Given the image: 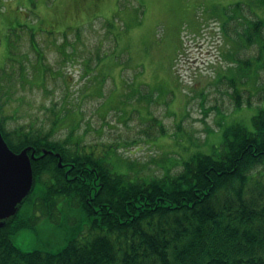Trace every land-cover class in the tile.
Segmentation results:
<instances>
[{"label":"rangeland","instance_id":"obj_1","mask_svg":"<svg viewBox=\"0 0 264 264\" xmlns=\"http://www.w3.org/2000/svg\"><path fill=\"white\" fill-rule=\"evenodd\" d=\"M258 19L264 0H0V119L73 131L132 178L175 173L264 109V29L245 34ZM59 216L13 243L58 252L88 236L70 209Z\"/></svg>","mask_w":264,"mask_h":264},{"label":"trees","instance_id":"obj_2","mask_svg":"<svg viewBox=\"0 0 264 264\" xmlns=\"http://www.w3.org/2000/svg\"><path fill=\"white\" fill-rule=\"evenodd\" d=\"M251 29L246 42L260 36L264 20ZM237 62L241 76L249 61ZM4 123L10 149L30 148L37 158L30 193L0 226V264H264V109L251 128H224L210 154L197 151L179 171L147 179L113 164L109 149L80 145L73 131L56 140L52 130ZM65 208L86 222V238H72L58 252H25L13 243L20 230L40 217L55 221Z\"/></svg>","mask_w":264,"mask_h":264},{"label":"water","instance_id":"obj_3","mask_svg":"<svg viewBox=\"0 0 264 264\" xmlns=\"http://www.w3.org/2000/svg\"><path fill=\"white\" fill-rule=\"evenodd\" d=\"M28 150L13 153L0 132V219L15 214L17 204L30 191L33 183L31 160L35 155L33 151L29 156Z\"/></svg>","mask_w":264,"mask_h":264}]
</instances>
